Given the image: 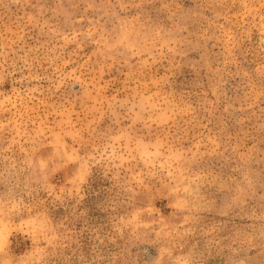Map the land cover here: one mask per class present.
I'll return each mask as SVG.
<instances>
[{
  "label": "rangeland",
  "instance_id": "rangeland-1",
  "mask_svg": "<svg viewBox=\"0 0 264 264\" xmlns=\"http://www.w3.org/2000/svg\"><path fill=\"white\" fill-rule=\"evenodd\" d=\"M0 264H264V0H0Z\"/></svg>",
  "mask_w": 264,
  "mask_h": 264
}]
</instances>
